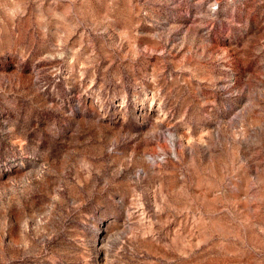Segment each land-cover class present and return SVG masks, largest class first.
I'll return each mask as SVG.
<instances>
[{"label": "rangeland", "instance_id": "obj_1", "mask_svg": "<svg viewBox=\"0 0 264 264\" xmlns=\"http://www.w3.org/2000/svg\"><path fill=\"white\" fill-rule=\"evenodd\" d=\"M0 264H264V0H0Z\"/></svg>", "mask_w": 264, "mask_h": 264}]
</instances>
